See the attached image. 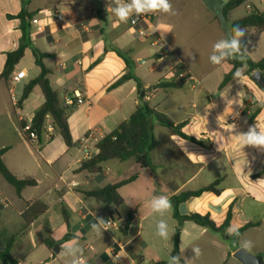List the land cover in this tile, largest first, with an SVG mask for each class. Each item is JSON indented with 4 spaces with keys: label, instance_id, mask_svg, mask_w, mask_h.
I'll return each instance as SVG.
<instances>
[{
    "label": "crops",
    "instance_id": "1",
    "mask_svg": "<svg viewBox=\"0 0 264 264\" xmlns=\"http://www.w3.org/2000/svg\"><path fill=\"white\" fill-rule=\"evenodd\" d=\"M107 3L108 0H0V76L7 53L20 45L21 21L16 16L25 10L43 26L39 31L30 21L31 46L25 55L28 51L33 54L32 48L49 54L43 63L51 87L58 93L63 107L69 98L76 104L68 108L73 147L66 146L50 117L46 127L52 130L45 129L41 139L33 141L25 136L23 126L45 101L40 87L35 86L22 102L24 88L40 74L34 56L29 70L21 60L8 81L0 79V148H8L3 159L16 177L36 181L35 186L22 191L21 197L14 190L9 198L3 191L7 186L0 175V218L2 208L11 205L17 216L10 217L18 222L2 229L16 232L23 224L22 214L28 204L38 201L47 206V211L18 236L12 256L20 264H70L71 258L60 252L63 245L75 239L84 250L86 264H152L169 260L175 230L180 228L181 264L185 258H193V247H199L202 254L191 264H241L233 254L245 242L251 243L252 254L264 257V153L248 146L242 149L235 141L237 132H246L255 123L264 124V107L252 124L242 114L247 91L251 94L250 100L264 103V91L253 82V73H248L246 65L240 69L247 79L234 78L219 91L222 78L232 68L227 61L221 65L211 63V68L200 74L193 73L182 62L178 64L184 67L182 74L186 76L182 86L154 87L153 92L148 91L146 99L151 106L166 114L175 125L184 124L183 133L201 141V145L153 121V133L159 142L151 152L153 172L141 169L133 159L107 161L102 165V174L80 171L82 163L98 153L97 142L128 120L138 105L134 79L115 88H110L111 85L122 75L131 73L141 80L146 90H151L147 76L140 71L141 66L161 54L150 68V74H154L160 70L167 53L173 52L165 39L168 26L159 19V13H147L142 19L135 18V23L132 20L123 23L111 11L107 12ZM245 3L243 16L230 17V12L227 13L229 25L252 10L264 13V0ZM57 12L64 15V21L57 20ZM215 23L212 18V24ZM157 25L163 26L162 34L159 30L152 32ZM243 30L242 44L247 48V55L254 62L264 60V31ZM221 39L224 38L218 34V40ZM114 48L123 52L128 64ZM175 67L170 68L169 79L159 80L156 86L163 81L179 82L174 75ZM20 72L24 77L13 82V77ZM214 74L216 77L210 79ZM77 93L84 104L77 105ZM161 93L164 101L153 106V98ZM223 97L235 99L227 103ZM137 172L140 176L135 181L120 188L124 203L119 208L84 195L128 179ZM217 180H221L219 195L206 192L192 197L179 204L178 211L181 216L209 215L221 226L231 209L232 219L227 230L255 223L235 241V246L228 241L232 235L227 230L222 235L192 221L180 223L174 218V208L160 216L152 214L148 207L153 196H167L172 202L173 196L201 189ZM62 207L68 214V223ZM130 210H136V219L129 235L123 236L118 230L117 216L124 217ZM95 217L105 219L109 225L102 237L91 229ZM161 219L169 226L170 239L165 242L156 235V224ZM67 236L71 237L65 240ZM48 238L58 242L57 253L55 246L50 250L45 245L44 240ZM114 249L120 261L112 257Z\"/></svg>",
    "mask_w": 264,
    "mask_h": 264
},
{
    "label": "trees",
    "instance_id": "2",
    "mask_svg": "<svg viewBox=\"0 0 264 264\" xmlns=\"http://www.w3.org/2000/svg\"><path fill=\"white\" fill-rule=\"evenodd\" d=\"M246 1L248 0H229L227 2L225 14L227 15L229 11L238 8ZM32 17L33 15L27 13L25 10H22V12L16 16V18L20 19L21 21L22 38L18 49L7 53L4 70L0 76V79L2 80L8 81L12 77L16 66L24 58L26 49L31 46L29 31ZM235 25H239L242 29L254 28L256 31L262 32L264 31V13H260L258 10H252L245 17L234 21L230 27ZM113 51L122 57L128 64V58L125 57L121 50L114 48ZM32 52L35 58V63L40 68V74L24 88L22 102L27 100L35 86L40 87L45 98L43 105L34 114L32 130L35 131L38 138L41 139L46 129L47 118L50 117L53 121L56 131L63 138L66 146L71 148L75 145V143L73 141L68 124V115L70 110L61 105L58 93L51 87L48 78L49 73L43 63V60L50 57V55L41 53L35 48H32ZM225 61H227L232 68L224 76L219 86V91L223 90L233 82L235 71L242 68L244 65L248 67L249 74H252L255 71H260L264 77V60L254 62L246 54L243 59L236 57L227 59ZM173 71L179 82H176L175 80L170 82L163 81L155 87L169 89L182 86L183 82L185 81V77L180 78L179 76L185 72L184 67L182 65H177ZM129 79H134L137 83L138 105L135 111L128 120L121 123L114 131L108 133L97 142L96 147L98 149V153L92 158L84 161L80 167V171L86 170L91 174H102V165L107 161L118 160L124 162L133 159L141 169H149L150 172H153L151 152L159 145V142L156 140L153 133V121L157 122L163 127L169 128L174 134L182 137L183 139L196 144H202L201 141L183 133L182 128L184 124L175 125L166 114L156 110L151 106L150 102L146 99L148 91L151 90H146L141 80L133 74L126 73L122 75L111 85L110 88L118 87ZM250 98L251 94L247 91L246 97L244 99L242 114L246 116L248 123L252 124L255 122L256 117L263 109L264 103L250 100ZM25 136L28 138L27 134H25ZM7 151L8 148H0V175L10 186L14 188L16 195L21 197L22 191L27 187L35 186L36 181L33 178L20 179L9 170L3 159ZM139 176L140 172H137L128 179L114 184H108L100 189L86 192L84 195L95 199L98 202H102L107 205H113L116 208H119L124 203V199L119 193L120 188L132 183ZM220 183L221 180H217L201 189L187 191L181 193L180 195L173 196L172 203L174 208V218L180 223L183 221H192L200 226L208 228L213 232L225 235L232 219L231 209L228 211L227 217L221 226H217L209 215L190 214L187 216H181L178 211L179 204L188 201L192 197H199L206 192L219 195L221 192L218 190ZM46 211L47 206L41 202L36 201L34 203L28 204V207L22 214L23 224L16 232H12L7 228L0 230V264H20L12 256V249L16 239ZM61 211L66 223H68V214L65 208L62 207ZM117 219L119 222V232L123 236H128L130 229L132 228V225L136 219V210H130L124 217L117 216ZM255 225V223H248L244 225L238 229L239 235L234 234L230 236V238L237 242L247 229ZM180 233V228H177L174 234L172 255H180ZM70 237L71 236H67L65 240L70 239ZM44 243L50 250L56 244H58V242L50 238L45 239ZM152 264H168V261H160Z\"/></svg>",
    "mask_w": 264,
    "mask_h": 264
},
{
    "label": "clouds",
    "instance_id": "3",
    "mask_svg": "<svg viewBox=\"0 0 264 264\" xmlns=\"http://www.w3.org/2000/svg\"><path fill=\"white\" fill-rule=\"evenodd\" d=\"M107 12L111 11L115 17L123 23L132 20L135 23V18L147 13H164L169 15H175L171 0H108L106 6ZM161 25L153 27L152 32L157 30L161 31ZM245 36L244 30L239 26H232L227 30L226 37L218 40L213 45V54L209 57L210 62L214 65H221L225 60L240 57L243 59L247 54V48L242 44V38ZM24 73H20V77H24ZM234 78L243 81L247 79L243 75L241 69H237L234 73ZM240 92L237 93L239 97ZM227 103L229 100L227 97H223ZM68 103H71L69 100ZM247 123V121H245ZM236 143L243 149L245 146L253 147L264 153V124L250 125L246 132H237L235 134ZM255 159V157L253 158ZM128 205H131L129 202ZM148 207L152 214H158L164 216L172 208V202L167 196H153L148 201ZM91 229L98 236L102 237L103 231L109 229L107 221L103 218L95 217V222L91 224ZM229 235H239L238 230L234 227H230L228 230ZM156 235L163 239L169 240V226L168 223L161 219L156 224ZM241 248L248 254L251 253L252 245L249 242H245L241 245ZM83 248L79 245L77 240H73L66 243L61 248V255L71 258L70 264H86L83 259ZM192 252L194 256L192 259L184 260V264H191V261L198 258L202 253L199 247H193ZM168 264H181L180 255H171L168 260Z\"/></svg>",
    "mask_w": 264,
    "mask_h": 264
},
{
    "label": "rangeland",
    "instance_id": "4",
    "mask_svg": "<svg viewBox=\"0 0 264 264\" xmlns=\"http://www.w3.org/2000/svg\"><path fill=\"white\" fill-rule=\"evenodd\" d=\"M175 15L159 13V19L168 26L166 41L169 43L173 52H168L166 59L163 60L160 70L154 74H150V68L154 62H157L158 54L153 58V62H147L142 65L140 71L146 75V82L151 87V92L160 80L169 79L170 68L175 67L179 63L184 62L188 65L193 73L200 74L211 68L209 57L213 54V45L218 41V34L225 38V33L220 29L219 21L216 19L214 13L208 10L202 0H171ZM229 11L230 17H241L244 15L246 5ZM212 18H215L216 23L212 24ZM160 45H162L160 43ZM33 54L28 53L22 59L23 67L27 70L32 66ZM133 67L135 68L134 64ZM220 71V70H219ZM216 75L210 76V79ZM223 80V78H222ZM156 95L152 100L153 106L161 105L165 97ZM19 138V136H16ZM7 189L3 190L7 197H11L14 192L13 187L5 183ZM11 205L2 208L0 218V230L2 227L11 226L18 222L10 216H17ZM163 240V239H162ZM235 246L233 239L228 240ZM165 242V240H163Z\"/></svg>",
    "mask_w": 264,
    "mask_h": 264
},
{
    "label": "water",
    "instance_id": "5",
    "mask_svg": "<svg viewBox=\"0 0 264 264\" xmlns=\"http://www.w3.org/2000/svg\"><path fill=\"white\" fill-rule=\"evenodd\" d=\"M204 6L212 11L219 21L221 30L227 34V30L230 27L225 10L227 8V2L224 0H202ZM158 57H162L159 54ZM253 82L257 84L264 91V77L260 71H255L251 76ZM228 237V236H226ZM59 248L55 246L54 252L57 253ZM233 257L238 260L241 264H264V257L262 255H254L252 253H246L242 248L238 249Z\"/></svg>",
    "mask_w": 264,
    "mask_h": 264
},
{
    "label": "built area",
    "instance_id": "6",
    "mask_svg": "<svg viewBox=\"0 0 264 264\" xmlns=\"http://www.w3.org/2000/svg\"><path fill=\"white\" fill-rule=\"evenodd\" d=\"M144 17H145L144 15H141L139 17H136V19L139 20V19H142ZM56 18L59 21H64L65 20V17H64V15L61 12H57L56 13ZM32 22H33V24L37 25V29L39 31H42L43 30V26H41V24H40V22H39L38 19H33ZM20 73L16 74L13 77V79H12L13 82H17V81H19L21 79ZM179 77L180 78H184L186 76L184 74H181ZM76 98H78L77 105H81V104H84L85 103L84 100H83V98H82V96L79 93H77ZM69 100L71 101V103H68ZM75 105H76L75 102L71 98H69V99H67L65 101L64 107L65 108H69V107H74ZM32 122H33V118H28L26 120V124L23 126V131H24L25 134H27V136H28V138L30 140H33L34 141V140H37L38 136H37L36 132L32 130ZM46 130L47 131H51L52 128L50 126H47L46 127ZM84 139L87 140V138H84ZM118 248H119V245H118ZM112 257L116 261H120V255H119V253L117 252L116 249H114L112 251Z\"/></svg>",
    "mask_w": 264,
    "mask_h": 264
}]
</instances>
